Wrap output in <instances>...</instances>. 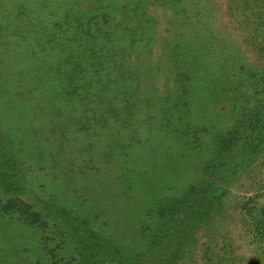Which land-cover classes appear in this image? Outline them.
<instances>
[{
    "label": "rangeland",
    "instance_id": "obj_1",
    "mask_svg": "<svg viewBox=\"0 0 264 264\" xmlns=\"http://www.w3.org/2000/svg\"><path fill=\"white\" fill-rule=\"evenodd\" d=\"M0 264H264V0H0Z\"/></svg>",
    "mask_w": 264,
    "mask_h": 264
},
{
    "label": "trees",
    "instance_id": "obj_2",
    "mask_svg": "<svg viewBox=\"0 0 264 264\" xmlns=\"http://www.w3.org/2000/svg\"><path fill=\"white\" fill-rule=\"evenodd\" d=\"M112 48V47H111ZM111 48H109V49H111ZM109 49H107L106 51H105V53L109 50ZM102 52H104V50L102 51ZM105 55V54H104ZM78 79H80V76H78ZM198 190H196V192H197Z\"/></svg>",
    "mask_w": 264,
    "mask_h": 264
}]
</instances>
